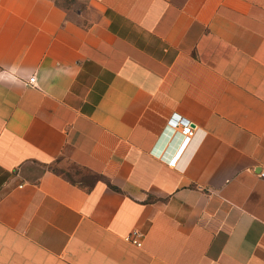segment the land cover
<instances>
[{
    "label": "crops",
    "instance_id": "crops-1",
    "mask_svg": "<svg viewBox=\"0 0 264 264\" xmlns=\"http://www.w3.org/2000/svg\"><path fill=\"white\" fill-rule=\"evenodd\" d=\"M77 17L0 0V264H264V0Z\"/></svg>",
    "mask_w": 264,
    "mask_h": 264
},
{
    "label": "built area",
    "instance_id": "built-area-1",
    "mask_svg": "<svg viewBox=\"0 0 264 264\" xmlns=\"http://www.w3.org/2000/svg\"><path fill=\"white\" fill-rule=\"evenodd\" d=\"M29 83L34 84L35 77H31L29 79ZM168 124L170 127L177 129L183 137L181 149L177 151L168 161V165L174 167L176 166L179 158L181 157L183 150L190 143L192 137L194 136L195 127L193 123H191V121H189L178 113H175L170 117Z\"/></svg>",
    "mask_w": 264,
    "mask_h": 264
},
{
    "label": "rangeland",
    "instance_id": "rangeland-1",
    "mask_svg": "<svg viewBox=\"0 0 264 264\" xmlns=\"http://www.w3.org/2000/svg\"><path fill=\"white\" fill-rule=\"evenodd\" d=\"M63 8L68 12V15L75 19L82 21L81 18L77 17V11L81 10L84 6L85 0H56Z\"/></svg>",
    "mask_w": 264,
    "mask_h": 264
}]
</instances>
